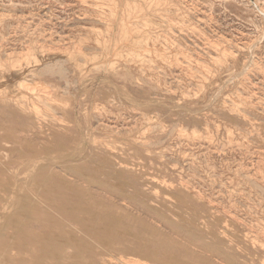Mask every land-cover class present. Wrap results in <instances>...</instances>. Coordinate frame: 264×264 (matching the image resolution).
I'll return each mask as SVG.
<instances>
[{
  "label": "rangeland",
  "instance_id": "obj_1",
  "mask_svg": "<svg viewBox=\"0 0 264 264\" xmlns=\"http://www.w3.org/2000/svg\"><path fill=\"white\" fill-rule=\"evenodd\" d=\"M0 89V264H264V0H0Z\"/></svg>",
  "mask_w": 264,
  "mask_h": 264
},
{
  "label": "bare ground",
  "instance_id": "obj_2",
  "mask_svg": "<svg viewBox=\"0 0 264 264\" xmlns=\"http://www.w3.org/2000/svg\"><path fill=\"white\" fill-rule=\"evenodd\" d=\"M149 54V53H148ZM52 55V54H51ZM47 56V55H46ZM53 57V55H52ZM56 57V56H55ZM63 57V56H62ZM43 58V57H42ZM57 58V57H56ZM50 59V57H49ZM52 59V58H51ZM22 62V61H21ZM24 65V64H23ZM14 74V73H13ZM20 76V75H19ZM23 76V75H22ZM21 77V76H20ZM4 79V78H3ZM6 80V79H5ZM4 82V81H3ZM11 85V84H10ZM14 85V84H13ZM90 86V85H89ZM4 89V88H3ZM1 90V89H0ZM22 91V90H21ZM9 92V91H8ZM4 93V92H3ZM17 93V92H16ZM29 95V94H28ZM41 96V95H40ZM33 97V96H32ZM43 97V96H42ZM41 97V98H42ZM3 101H9L7 98H2ZM33 99V98H32ZM75 100V99H74ZM3 102V103H4ZM17 105L21 104V100H16ZM7 104V103H6ZM164 106V105H163ZM180 106V105H179ZM136 107V106H135ZM184 111V110H183ZM5 120V119H4ZM3 125V124H2ZM3 135V134H2ZM7 140V139H6ZM7 145L6 143H4ZM2 145V144H1ZM7 151V150H6ZM6 154V152H5ZM31 160V159H30ZM3 162V160H2ZM46 162V161H45ZM53 163V162H52ZM2 166V165H1ZM4 166V165H3ZM42 165H34L30 168L31 172L38 170L41 168ZM5 171L8 173L10 172L11 166L6 163L5 164ZM29 170V171H30ZM3 171V169H2ZM4 171V172H5ZM28 172V171H26ZM30 173V172H29ZM3 174V173H2ZM5 174V173H4ZM25 174V173H24ZM15 175V174H14ZM26 175V174H25ZM24 175V177H25ZM30 175V174H29ZM23 177V179H24ZM29 178V177H28ZM22 179V178H21ZM17 180L14 178V181ZM23 181V180H22ZM16 182V181H15ZM18 182V181H17ZM28 182V181H27ZM25 183V182H24ZM22 184V183H21ZM27 184V183H26ZM12 183H10L8 176H0V235L8 228L11 220V211L13 209H16V211L22 212L24 210H27L29 207L33 205V203L30 201L29 197L21 190L13 189L14 187H11ZM23 188V187H22ZM23 190V189H22ZM132 260V259H131ZM137 261V260H136ZM263 264V263H262Z\"/></svg>",
  "mask_w": 264,
  "mask_h": 264
}]
</instances>
